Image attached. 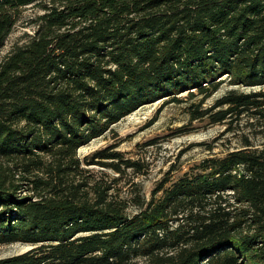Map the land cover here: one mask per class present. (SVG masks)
<instances>
[{"label": "trees", "instance_id": "16d2710c", "mask_svg": "<svg viewBox=\"0 0 264 264\" xmlns=\"http://www.w3.org/2000/svg\"><path fill=\"white\" fill-rule=\"evenodd\" d=\"M29 7L32 33L0 54V247L30 249L0 264H264V147L249 136L150 197V161L79 155L159 101L264 127V0H0V53Z\"/></svg>", "mask_w": 264, "mask_h": 264}, {"label": "rangeland", "instance_id": "374dc122", "mask_svg": "<svg viewBox=\"0 0 264 264\" xmlns=\"http://www.w3.org/2000/svg\"><path fill=\"white\" fill-rule=\"evenodd\" d=\"M35 12L33 7L23 11L21 21L0 53L2 56L16 44L22 43L25 33H32L27 24ZM229 89L228 83H224L204 106L213 105ZM182 96H187V93ZM185 107L186 104L163 107L162 101L148 105L119 123L115 127V133L82 148L79 155L84 158L99 149L114 145L128 158L150 161L152 166L149 175L140 178L146 195L150 197L152 190L168 173H171L172 180H176L209 156L223 157L230 151L241 148L240 137L243 135L249 136L255 146L264 147V127H259L263 125L255 122L257 127H253V120L250 123L245 120L229 132L227 125L212 126L207 121L191 122ZM28 249L30 248L19 244L0 247V259Z\"/></svg>", "mask_w": 264, "mask_h": 264}]
</instances>
